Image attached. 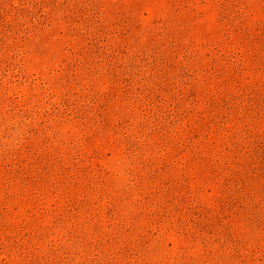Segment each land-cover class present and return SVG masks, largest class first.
Listing matches in <instances>:
<instances>
[{"label": "rangeland", "instance_id": "obj_1", "mask_svg": "<svg viewBox=\"0 0 264 264\" xmlns=\"http://www.w3.org/2000/svg\"><path fill=\"white\" fill-rule=\"evenodd\" d=\"M0 264H264V0H0Z\"/></svg>", "mask_w": 264, "mask_h": 264}]
</instances>
